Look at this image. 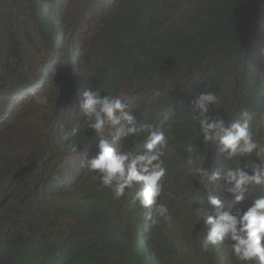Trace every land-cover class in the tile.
Listing matches in <instances>:
<instances>
[{
	"label": "clouds",
	"instance_id": "9594fccd",
	"mask_svg": "<svg viewBox=\"0 0 264 264\" xmlns=\"http://www.w3.org/2000/svg\"><path fill=\"white\" fill-rule=\"evenodd\" d=\"M99 21L97 25H100ZM253 24L249 20L245 29L247 44L244 46V53L250 51V54H252L258 50L264 52L262 48L256 46L257 38L264 39V33L260 30L256 32L257 27L255 25L252 27ZM159 36L160 34L157 35V37ZM182 48L188 50V43L183 42ZM221 49L218 46L210 51L209 58L204 60L203 65L200 66V70L193 76L189 84L188 76L168 78L165 75H160L157 80L158 84L155 86L153 92L147 94L140 92L132 94L130 91L137 84V82L133 81L128 84L132 90H127L128 93L125 94L126 80L120 81L115 85L118 87L120 84L118 87L120 91L117 95H109L114 94V90L101 92L97 89L98 85L94 89L95 82L93 78L96 77V69L94 76L88 78V72H81L78 69L77 61L75 65L78 70L77 72H80L82 77L84 79L87 78L86 80L90 82V89L81 92L80 89H84V85L75 78L73 72H70V78L73 79L77 86L74 94L79 96L78 109L83 116H78L76 118L78 121L73 122L68 127L63 126L64 124H60L56 120H50V122L46 123L48 143L45 141L44 133H42V138L39 127L36 128L32 136L27 137L25 135L21 141L6 144L14 133H25L23 124L25 118L13 112V116L8 122L0 127V143L4 145L0 146V175L8 173L16 174L19 172V168L27 169L35 165L30 162V158L37 157V153L40 150H43V159L41 165L35 166L38 168H33L21 180L15 182L0 181V200H2L0 202V219L6 210L15 208L18 200L23 199L17 209H14L3 218L5 225L0 227V244L4 243V236H7L9 240H16L23 236L30 237L28 231L40 227L45 231H50L48 238L52 239V241L68 238L69 235L65 225L70 220H73L76 222L70 223L68 231L70 232L71 229H74V233H79L84 237L87 236L88 240L94 245L90 249L93 251V255L100 258L103 262L106 264H127L128 261L133 260L136 264L137 257L130 256L132 245L127 239L130 237V231L134 232L136 228L130 219L132 216L140 215L141 221L139 223L142 227L140 234L143 237L149 233L148 229L153 224H156L160 218V222L165 221L167 227L170 229V235L169 233L167 235L162 227L155 226L157 231L151 233L152 237H150V240H155L157 249L159 248L161 252L159 254L163 257V260L165 259L166 264H198L197 259L191 256H187L186 260L178 252V249L172 245L175 239H184L187 233L188 249L196 251L193 239L197 235L196 245L200 246L202 252H208L206 258L216 257L210 250L215 248L223 249L227 242V247L231 249L233 257L238 261L225 258L229 264H264V169L261 168V163H264V160L260 159L261 156L264 157L263 131L261 126L254 130L257 122L253 119L252 115L248 116L247 112L242 117L235 118L230 125L226 124L224 118L234 100L235 84H232L231 81L236 76L235 70L224 72L222 71L221 64L213 62L212 58L218 57ZM108 51L112 50L108 49ZM249 57L239 56L241 68L237 69L239 73L238 87L246 96L248 95L247 92L254 91L256 95L255 100L259 101L258 95L264 89L262 85L257 86L259 84L257 81H255V86L249 85L250 74L248 68L251 66L253 70L257 69L264 77V65L262 62L253 61V57L250 59ZM261 60H264V57ZM121 61V57H112L104 65L123 71ZM231 64L234 68L236 67L235 56L232 58ZM213 65L217 67V70ZM67 66V71L69 72L70 65L68 64ZM186 69H188V65ZM51 70L50 61H46L40 69L38 77L45 79L47 72H52ZM215 70L216 74H214ZM38 72H35L33 75L36 76ZM205 72L215 75L216 79L204 75ZM219 72H223L224 74V80L221 83L217 81L219 79ZM254 73H257V71L254 70ZM67 76L68 74L65 77ZM50 79L51 77L48 80ZM177 79H180L181 83L186 82L188 84L187 97H183L177 91L176 87L180 84L177 83ZM199 81L202 83H199ZM30 82L31 80H28L17 95L23 94L22 96H24L29 94L33 87V84L27 86ZM35 83L42 84L41 86L43 87L46 85L42 80H36ZM261 83L264 84V81H261ZM54 84L56 85V82ZM189 94H192V99L186 103ZM63 97L64 92L60 88L58 99L56 101L54 99L51 100L57 112L59 110L56 109L58 100L60 101V108L66 106V108L69 107V110H71L75 105L74 102L71 103L72 100L68 103H63ZM34 99L40 105L48 103L47 97L39 94H34ZM128 99L135 102L138 108L144 109H141L139 112L128 109ZM183 99L185 100L182 101ZM162 101H165L166 104L158 112V106ZM250 108L256 111L259 110H257V106L250 105ZM211 109L215 110L214 115H210ZM182 115L184 117L180 122L188 119V126L180 129L169 128L167 126V122L178 124V118ZM260 116L264 117V112ZM13 119L14 121L8 125L9 121ZM145 120H150L151 122L145 123L143 122ZM162 121L163 129L159 131L158 127ZM122 122L127 123L128 127L122 129L120 127ZM85 123L92 130L93 136L90 139L88 138L89 136H80L81 128L83 126L85 128ZM58 124L63 127L62 130L66 132L72 141L74 138L77 139L74 151L78 150V154H84L82 158L73 155V161L78 162L80 167L78 168L74 164H70L68 170L69 172L73 169V176H78L75 177L76 180L74 182L76 183V188H78L77 185L83 187L81 192H83L85 199L80 198L81 202L79 204L83 205L86 211L81 213L73 210L68 211L66 207L62 206L63 201L65 200L68 203L71 196H69L70 188L63 190L64 183L66 182L63 179V172L65 164L67 165L66 158L68 155L66 147L61 146L55 138L56 125ZM156 124L157 127H155ZM74 126H78L79 128H73ZM106 126L109 128L107 132L104 130ZM75 130L77 132L74 134ZM109 131L111 139L108 136ZM186 134L188 136V141L186 142L189 144L196 142L197 152L192 149L191 145L188 146L187 151L191 154L190 156H195L194 158L188 156V166L191 167V170L186 177L175 174L176 177L171 179L172 181H177L174 191L176 190L183 194L181 189L182 184H189L194 178H197L201 184L214 185V188L209 189L207 195V202L212 206L211 210L213 211L209 212L208 209H202L208 207L194 205L198 204V202L194 203L193 201H188V208L182 205L177 206L176 209L178 211L182 210V214L187 215L188 213V220L184 230H178L174 221H168L169 218H167L169 214L168 206L171 204V201L163 199V203H160L159 198L163 194L166 178L163 157L168 148V137H174L179 141H183L186 138ZM63 135L64 133L61 137ZM128 138H144L143 146H141L143 151H118L115 145H126L129 143ZM201 138L206 146L211 144L220 148H217L213 155L218 158V164L223 161L231 163H223L219 168L205 167L206 161L204 159H202L203 163H201V150L204 147ZM121 139H124V141L120 143ZM64 140L66 139L64 138ZM19 152H21L22 156H20ZM88 154H91L92 157H85ZM36 169L37 171L34 173ZM49 174L51 176L45 178V175ZM93 174L100 178V183H97V178ZM28 176H30L29 179H27ZM221 183L223 191L227 192L229 196L234 197L237 204L245 201L246 194H249L250 205L246 209L229 208L225 210L226 201L213 194L216 189L221 188L219 187ZM101 185L104 188H101ZM256 188L260 189L262 194L254 197L253 192ZM105 190L113 194L116 199L124 197L125 206H128L130 200L136 202L137 205V210L130 211L129 213L127 212V207L118 208L120 214L123 215L121 221L125 225V233L119 231V228H114L117 237H114L111 232L113 220L111 219V222H109L107 220L108 217H105L102 213V211L108 213L102 206V197L105 194ZM195 191L196 189L191 194ZM54 193H56L55 197H51ZM129 196L132 198H129ZM40 197H45V201L55 199V202H59L61 206L56 208L52 204H47L44 207L32 209L34 207H31V204H35ZM97 204L98 208H94ZM77 207L79 208V206ZM145 209H154V211L147 210L151 212L152 223H149L151 220L149 216L148 223L146 222L143 225L147 218L144 214ZM24 210H26L25 217ZM195 210L202 214L204 222L203 231L202 224L193 218ZM33 212H37V214L47 219L38 224L32 223L35 222L31 220ZM44 213H47V216ZM96 214H99L97 218L95 217ZM164 217H166L165 220L163 219ZM48 220H52V222L48 223ZM26 222L29 224H26ZM90 227L107 229L108 233L102 239L94 238L93 235L89 234L88 228ZM135 235L137 236L136 233ZM170 236H173L172 241ZM144 243H146L145 240ZM179 243L180 246L184 245L183 240L182 242L179 241ZM134 250L137 251L139 258H142L138 247H134ZM215 251L220 250L215 249ZM112 257H116L117 260L112 259ZM153 259V255L149 250V253H144L142 263L153 264Z\"/></svg>",
	"mask_w": 264,
	"mask_h": 264
},
{
	"label": "trees",
	"instance_id": "16d2710c",
	"mask_svg": "<svg viewBox=\"0 0 264 264\" xmlns=\"http://www.w3.org/2000/svg\"><path fill=\"white\" fill-rule=\"evenodd\" d=\"M105 1L109 15L101 23V13L99 21L101 29L97 36V39L99 38L97 42L100 45L95 44L94 57H89L87 62L90 67L88 74L91 77L94 76L95 69H98L96 77L93 78L95 82L94 89L98 85L97 89L101 92L114 90V94L109 95H117L120 91L118 88L120 84L118 87L115 85L120 81L123 82L124 80L128 81L130 79L133 82H137L132 92L147 94L153 92L155 86L158 84L157 80L160 75H165L168 78L188 76L189 84L193 76L200 70V66L203 65L204 60L209 58L210 51L219 46L222 49L219 51L218 57L212 58L213 62L221 64L222 71L224 72L235 70L236 76L234 100L231 103L229 112L224 118L226 124L230 125L235 118L242 117L247 112L248 116L252 115L253 119L257 122L254 130L260 126L263 128L264 117L260 116V114L264 112V90L258 95L259 101L255 100L256 95L254 91L247 92L248 95L246 96L238 87L239 73L237 69L241 68L239 56L248 58L250 55L249 59L253 57V61L256 62H261V58L264 57V52L262 54L259 50L252 54H250V51L247 53L243 52L244 46L247 44L245 29L249 20L254 23L252 27L254 25L257 27L256 32L260 30L264 33V0H127L122 5H117L121 0ZM9 2L14 7L22 5V0H9ZM46 2H49V0H46ZM26 3L27 10L30 13L29 16L34 18L43 36L49 40L51 49H53L52 56H56L57 50L61 47L60 43H62V39L59 40L60 37L57 38V35L60 34V32L57 33V30L63 31V28L59 26L58 22L47 20L45 13L43 14L41 10H50L53 8L52 6L56 5L57 8L55 9L58 11L59 2L56 0L51 1L48 5L51 7L45 5V0H26ZM52 14L56 17L57 13L54 9H52ZM104 17L106 16L104 15ZM158 30L161 33L163 32V34L160 33L159 37L156 34ZM52 35L56 38H52ZM183 42L188 43V50L182 48ZM6 44L7 42L2 33L0 35V55L8 51L9 47L5 46ZM256 46L264 50V39L257 38ZM71 47L73 48L71 45L68 47L69 54H67V49L60 48V51L64 53L63 56L69 59L73 57L71 54L73 53V49ZM107 48L112 51H108ZM234 56L236 58L235 68L231 64ZM112 57L122 58L121 68H123V71L118 70V68L113 69L112 66L107 67L104 65ZM56 58V60L55 57L53 58V64L60 63V56L57 55ZM187 65L188 69H186ZM215 69L217 70V67ZM216 70L214 74H216ZM254 70L257 73H254ZM254 70L249 66V85L255 86V81H257L259 83L257 86L262 85L264 89V84L261 83V81H264V77L257 69ZM204 75L216 79L215 75H211L208 72H205ZM256 75L258 76L257 78ZM218 76L219 79L217 81L219 83L223 82V72H219ZM26 83L27 80H23L13 86L11 88L13 91H8L13 93L11 97L23 95H17V93L22 90L23 85ZM177 83H180L176 87L177 91L183 97H187L188 84L186 82L181 83L180 79H177ZM199 83L202 82L199 81ZM89 85L90 82L88 81L87 89H90ZM27 86H30V83ZM191 99L192 94H189L186 103L190 102ZM165 104L166 102L162 101L157 111H161ZM250 105L257 106V110H259L256 111L250 108ZM141 109L144 108L137 107V112ZM214 112L215 110L211 109L210 115H214ZM183 117L184 115L178 118V124L167 122V125L169 128L174 129L185 128L188 126V119L180 122L183 120ZM155 127H157V124ZM73 128L79 127L74 126ZM77 130L74 131V134ZM86 131H90L88 135L85 134ZM86 131H84L83 126L80 136H89L88 138L90 139L93 136L91 129H87ZM130 140V144L127 143L122 151H143L141 146H143L144 138H128V141ZM168 140V147L171 149L165 152V156H173L177 160L166 164L171 169L170 171L166 170L167 175H172L182 169H188L189 172L191 167L188 166V156L193 158L195 156H190L191 154L187 151V148L191 145L192 149L197 152L196 142L189 144L188 142L179 141L174 137H168ZM75 141H77L76 138L71 141L70 147L65 145L66 152H70L76 148ZM201 142L203 143L202 138ZM203 146L201 150V161L202 159L206 161L205 167L219 168L223 163H231L223 161L218 164V158L213 156L215 150L217 148L220 149L218 146L211 144L206 146L204 143ZM261 160H264L263 156H261ZM32 161H36V158L30 162ZM262 166L261 168L264 169V163H262ZM219 187L221 188L213 192L218 198L220 195L226 193L223 191L222 183ZM212 188H214V185L201 184L197 178H194L188 185L189 195L196 189L192 193L190 201L202 202L203 205L210 206L207 202V195L209 189L211 190ZM55 195L56 193L52 194L51 197H55ZM257 195L260 194H254V197ZM163 196L165 200L169 201L166 193H163ZM22 200V198L19 199L15 208H12L11 211L17 209ZM250 202L249 194H246V207L250 205ZM67 205L68 203L64 200L62 206L66 207ZM116 206L117 201L112 199L103 206L108 213L101 210L104 216L108 217L107 220L109 222H111V219L113 220V229L111 232L114 237H117L114 228H119V231L125 233V225L121 221L122 216L117 215L115 211ZM72 207V210L77 213L86 211L81 207ZM33 220L35 221L33 223L38 224L36 218H33ZM88 231L89 234L98 239H102L108 233L107 229H97L95 227L88 228ZM28 232L30 237L23 236L16 240H9L8 237H3L4 243L0 244V264H106L100 258L93 255V251L90 249L94 245L88 240V237L74 233V229L70 230L68 238L53 241L48 238L50 231H45L42 227L32 229ZM127 241L132 245L130 256L137 257L136 264H143L144 254L141 252L142 258H139L137 251H133V248L136 247V237L131 231ZM160 258L163 257L160 255ZM112 259L117 260L116 257H112ZM154 259L152 260L153 264H160L155 255ZM130 261L127 264H135L133 260Z\"/></svg>",
	"mask_w": 264,
	"mask_h": 264
},
{
	"label": "rangeland",
	"instance_id": "374dc122",
	"mask_svg": "<svg viewBox=\"0 0 264 264\" xmlns=\"http://www.w3.org/2000/svg\"><path fill=\"white\" fill-rule=\"evenodd\" d=\"M51 1L52 0L46 2L45 0V5H47L48 7ZM126 1L127 0H121L117 5H122L126 3ZM57 2H59L58 3L59 9L57 13L59 12L60 15L59 17L57 14L56 17L52 15V19L56 20V22L59 23V26L63 28V31H66L64 33L66 34L65 36H67V38L70 40L71 46H73L72 43H75L76 55L81 59H84L86 56H88V58L94 57L93 52L95 50L96 34L99 30V27H101V25H97V22L101 17V13H102L101 23L104 19H107L109 15L108 9L106 8V1L105 0H62L60 2V0H58ZM183 5H187V4H183ZM45 10L46 9H42L41 12L44 14ZM49 11L52 12V9H50ZM29 14L30 13L27 10L26 0H22V5H17L16 7H14L9 2V0H0V35L2 33L4 34L5 41L7 42L5 46L9 47L7 52H3L2 55H0V127L4 126L8 122V120L13 116V112H14L18 114L20 117L25 118L23 124L26 129L27 137L32 136L33 133L35 132L34 128H39L40 126L41 129L40 133L42 135V138H43L42 133H44L45 141L46 143H48L46 123L50 122V120H56V121H61L64 124L63 126L68 127V125L72 124L73 122H76L75 119L79 115L69 110V107L60 108L58 112L55 111L54 109V104L51 100L54 99L56 101L59 97V89L61 88V83L59 81L64 78V76H62L63 72L68 70V66H67L68 61L67 59H65V57H63V59L60 58L59 60L61 61V63L53 64L52 62L53 50L51 49V46L49 47V40L45 36H43L34 18L30 17ZM46 15H48L49 18V13H47ZM104 15L106 17H104ZM160 32L161 31L158 30L156 34L158 35L160 34ZM53 37L55 36L52 35V38ZM46 61H50V64H53V68L51 70L52 72L48 71L46 78L41 79L40 77H38V75L40 74V69L42 68L43 64ZM77 61L78 60H75V58L73 59V57H70L69 64L70 66L72 65L73 67L72 70L74 72L76 79L80 81L84 85L85 90H87L88 81H86V79L82 77L80 72H77L78 70L75 67L76 64L75 62ZM37 71L39 72L36 74V76H34L33 74ZM96 73H98V69H96ZM55 76L57 78H60V80L56 82V85L54 84L52 79ZM49 77H51V79L48 81ZM235 79L236 77H234L233 80L231 81L232 84H235ZM23 80H27V81L31 80L30 85L32 83H35L36 80L37 81L42 80L44 84H46V86L42 87L39 91L37 90V86L36 85L34 86L33 84V88L30 90L29 94L24 96L21 95V96L11 97L13 93L12 92L10 93L8 91H13L11 90V88L19 84ZM132 81L133 80H128V81L126 80L125 94L128 93L127 90L128 91L132 90L131 87L128 86V84H130V82ZM68 82H69V77L67 76V78L65 79V83ZM80 91L82 92L84 91V89H80ZM136 93L137 92H132V94H136ZM34 94H39L47 97L48 103L46 105L37 104L34 99ZM72 102L73 100L71 101V103ZM128 105H129L128 109L137 111V106L135 102H132L131 100L128 99ZM13 121L14 119L9 121L8 125H10ZM58 127L59 124L56 125L57 129H59ZM85 127H86V123H85ZM120 127L124 129L127 128L128 125L127 123L125 124V122H122V125ZM87 129L89 128L87 127ZM108 129L109 128L106 126L104 129L105 132H107ZM62 134L63 133L59 134L57 130L55 134V138L60 145L64 146L65 142L62 141H66V140H64V138L61 137ZM108 136L111 139L110 131ZM263 137H264V125H263ZM121 141L122 139L119 142L121 143ZM129 142H131V140ZM6 144H10V143H6ZM0 146H4V145L0 143ZM115 147L117 148L118 151H122L125 145L124 146L115 145ZM168 149L171 148L168 147L167 150ZM42 151L43 150H40L37 153L38 154L37 157L30 158V160L36 158V161H32L31 163L35 165H39L42 163V159H43ZM74 153L75 151L71 152L72 157ZM19 154L20 156H22L21 152H19ZM90 156L91 154H88L85 157L90 158ZM169 163L171 162H168V164ZM74 165L77 167L79 163L76 162ZM68 170L69 167L64 168L63 177L68 176V178L75 180L76 176H73L74 170L72 169L70 174H67ZM184 174L185 173L183 172L179 175H183L184 177L188 176V173L186 175ZM14 175H15L14 173L3 174L0 177V181L15 182ZM50 176L51 174L45 175V178ZM164 183H165L164 184V191H165V189L168 190L170 186L171 187L176 186L177 181L174 182L169 178V176H166ZM5 184H9V183H5ZM74 187L76 188V183H74ZM185 187L186 184H182V188ZM176 195L178 196L179 193H177ZM187 196H188V192L183 194V197H187ZM232 203H233L232 207L230 208L244 209L242 208L244 207V205L241 204L244 202L237 204L236 202L233 201ZM171 204H173V202H171ZM244 204L246 205V203ZM175 205L179 206L180 203L175 202ZM25 211L26 210H24V217L26 213ZM10 213H11V209L6 210V212L2 214L3 217L0 219V227H3L5 225V221L3 220V218L9 215ZM33 218H36L37 223L42 222L44 219H47L46 217L37 214V212L32 213L31 220H33Z\"/></svg>",
	"mask_w": 264,
	"mask_h": 264
},
{
	"label": "bare ground",
	"instance_id": "6f19581e",
	"mask_svg": "<svg viewBox=\"0 0 264 264\" xmlns=\"http://www.w3.org/2000/svg\"><path fill=\"white\" fill-rule=\"evenodd\" d=\"M58 1V0H57ZM54 4V3H53ZM41 6H43V5H41ZM72 48V47H71ZM262 54H263V52H262ZM73 55V54H72ZM57 56V55H56ZM55 57V56H54ZM54 57H52V58H54ZM261 62H262V60H261ZM263 63H264V61H263ZM70 72H73V70L72 69H70ZM73 74H74V72H73ZM62 76H64V78L63 79H61L59 82L61 83V88H63V87H67V85L65 84V79L67 78V77H65L66 76V71H64L63 72V74H62ZM75 76V75H74ZM76 78V77H75ZM82 78V77H81ZM264 79V78H263ZM59 86V85H58ZM69 88V87H68ZM238 91H239V89H237ZM262 94V93H261ZM74 93H71V94H69V95H66V96H64L63 98L64 99H67V98H73L74 97ZM245 96V95H244ZM247 101V100H246ZM241 103V102H240ZM242 109V108H241ZM256 114V113H255ZM264 125V124H263ZM123 127V126H122ZM262 131H263V128H262ZM61 140V139H60ZM74 143V142H73ZM66 145V144H65ZM64 145V146H65ZM61 146H63V145H61ZM66 146H71V144H69V145H66ZM74 151V149H72L70 152H66L67 153V155H68V158H66L67 159V165L65 164V166H64V168H68L69 166H70V164H75L76 162L75 161H73V157H72V155H71V152H73ZM84 151H88V150H84ZM261 166H262V163H261ZM77 167L79 168L80 166L79 165H77ZM23 170H26V174H23L22 173V171ZM30 171L29 170H27V169H22V168H20V170H19V172H18V174L16 173L15 175H14V180L15 181H19V180H21L22 178H24V176L25 175H27L28 173H29ZM185 173L184 175H186L187 173H189L188 172V169H182V170H178V171H176L174 174H177V175H179V174H181V173ZM17 175H19V177L17 176ZM70 176V175H69ZM93 176L95 177V178H97V183H100V178L99 177H97L96 175H94L93 174ZM76 177H78L77 175H76ZM173 177V175H169V178L171 179ZM63 179H65L66 180V182L64 183V186H63V190H68L69 188H70V185H72V187L73 188H75L74 187V182H75V180H76V178H75V180H72L71 178H68V176H65V177H63ZM175 182V181H174ZM189 184H190V182H189ZM189 184H186V187L185 188H181L182 189V191H183V194L184 193H186V192H188V185ZM80 185V184H79ZM82 186V185H81ZM101 188H104L102 185H101ZM76 189V188H75ZM174 186H172V187H170L167 191H163V193H166L167 195H168V197H169V200L171 201V202H173V204H169V206H168V209H169V214H168V216H167V218H170V220H174V224H175V226H176V228L178 229V230H180V229H183L184 230V228H185V226H186V222H187V220H188V213H187V215H184V214H182V213H180L177 209H176V207H177V205H175V202H179L180 203V205H182L183 207H185V208H188V201H190V198H191V196H192V194H190L189 195V193H188V196L187 197H183V194L182 193H179L178 191H174ZM104 196L102 197V206H104V205H106L107 204V202L108 201H110V200H112V199H115L116 201H117V206H116V213H117V215H119V216H122L123 217V215L122 214H120V212H119V209L118 208H120V207H127V212L129 213L130 211H135V210H137V205H136V202H134L133 200H130L129 202H128V206H125L126 204H125V198L124 197H122V198H120V199H116L115 197H114V195L113 194H111V193H109L108 191H104ZM177 193H179V195L177 196L176 194ZM253 194H262L261 193V191H260V189H258V188H256V190H254V192H253ZM226 197H229V198H226ZM129 198H132L131 196H129ZM219 198H221L222 200H225L226 201V205H225V210H228L230 207H232V202L234 201L235 202V200H234V197H232V196H229L228 194H227V192L226 193H224V194H222V195H220V197ZM226 198V199H225ZM81 199H85V197H84V195H83V192L81 193ZM163 199H164V196H163V194H162V196L159 198V202L160 203H162V201H163ZM99 202V201H98ZM194 203L196 202V201H193ZM244 203H246V199H245V201H243ZM244 203H241L242 205H244V207H242V208H244V209H246L247 207H246V205L244 204ZM240 204V203H239ZM99 205H100V203H99ZM194 205H202V206H205V205H203V203L202 202H198V204H194ZM77 206H79V207H81V208H83L84 209V207H83V205H81V204H79V203H77ZM208 208H202V209H208L209 210V212H211V211H213V210H211V206H207ZM101 208V207H100ZM202 209H196V210H202ZM233 209V208H232ZM195 210V214H194V219L195 220H198L201 224H202V231L204 230V222H203V218H202V214H200V213H198L197 211ZM154 211V210H153ZM152 211V212H153ZM150 213L151 212H148L146 209H145V211H144V214H145V217L147 216V218L145 219V222H144V224L143 225H145L146 224V222H147V220H148V217H149V219H151L150 220V222L149 223H152V217H151V215H150ZM143 219V218H142ZM130 221L131 222H133L134 223V225L136 226V228H135V231L134 232H131L135 237H136V247H138V249H139V251L140 252H142L143 254L144 253H149V250L151 251V254L153 255V258H154V255L156 256V258H157V260H158V262L160 263V264H164L163 263V258H160V254L158 253V249H157V245H156V243H155V240H150V238H146V237H143L142 236V234H140V232H141V229H142V227H141V224L139 223L140 221H141V216L140 215H138V216H132V218L130 219ZM144 221V220H143ZM68 222V221H67ZM75 221H73V220H70L66 225H65V228H66V231L68 232V234L70 233L69 231H68V228H69V225H70V223H74ZM148 223V222H147ZM158 227V226H160V227H162L164 230H165V232H166V234L168 235V233H169V235H170V229L167 227V225H166V223H165V221H161L160 222V220H158L157 221V223L156 224H153V226L152 227H150L149 229H148V231H149V233H154V232H156L157 231V228L156 227ZM145 231V230H144ZM135 233L137 234V236L135 235ZM197 234V233H196ZM137 237H138V239H137ZM171 237V241H172V238H173V236H170ZM144 240H146V242H150V243H144ZM182 240H183V242H184V245H182V246H180V243H176V242H173L172 243V245L176 248V249H178V252L182 255V256H184L185 257V259L187 260V256H191L192 258H195V259H197V263L198 264H229L228 263V260L227 259H225V258H229V259H233L234 261H236V262H238L234 257H233V255L232 254H227V252H224V250H221L220 248H215V249H219L220 251H215V249H212V250H210V252L213 254V255H215L216 257H208V258H206V256L208 255V252H202L201 250H200V246H198V245H196V242H197V235L195 236V238L193 239V241H194V247H195V250L196 251H191L190 249H188V233L187 234H185V238L184 239H181L180 240V242H182ZM151 244V245H150ZM225 244H227V242L225 243ZM147 245V246H146ZM147 247V248H146ZM224 249V248H223ZM230 249V248H229ZM198 252V253H197ZM153 260H155V259H153ZM156 260V261H157Z\"/></svg>",
	"mask_w": 264,
	"mask_h": 264
},
{
	"label": "water",
	"instance_id": "95a60500",
	"mask_svg": "<svg viewBox=\"0 0 264 264\" xmlns=\"http://www.w3.org/2000/svg\"><path fill=\"white\" fill-rule=\"evenodd\" d=\"M54 0H52V2H53ZM62 0H60V2H61ZM48 7H51V6H48ZM53 8L52 9H54V11L57 13V10L55 9V8H57V6L55 5V6H52ZM39 10H41V8H39ZM47 11V12H46ZM45 17L47 18V20H50L51 22L52 21H56V20H54V19H52V12L51 11H49L48 9H46L45 11ZM47 13H49V18H48V15H46ZM57 15H58V17H59V12L57 13ZM100 19V18H99ZM59 24V23H58ZM100 27H99V30H98V32L100 31ZM64 30H66V29H64ZM58 32L57 33H59L60 32V34L59 35H57V38H59V40L60 39H62V43H60V46L61 47H59V50H57V52H56V54L57 55H59L60 56V58H62L63 59V57H65V56H63V52H61L60 51V48H62V49H67V54H69L68 52V47H69V45H71V42H70V40L67 38V36H65L66 34L64 33V32H66V31H61V30H57ZM98 32H97V34H96V42H95V44H99L98 42H97V40H99V38L97 39V36H98ZM62 33V34H61ZM63 33H64V36H62L63 35ZM53 38H56V37H53ZM54 40V39H53ZM54 42H56L55 40H54ZM64 43V44H63ZM72 45H73V50H72V52L74 53H71V54H73V57L75 58V60H78V64H77V67H78V69L81 71V72H88V71H90V67H89V64L87 63L88 62V56H86L84 59H81V58H79L77 55H76V52H75V43H72ZM100 45V44H99ZM51 45H50V43H49V47H50ZM53 50V49H52ZM76 57H75V56ZM57 58H56V56H55V60H56ZM65 59H67V65L69 64V59H68V57H65ZM72 60V59H71ZM60 63H61V61H60ZM57 64H59V62L57 63ZM70 65V64H69ZM76 65V64H75ZM51 67L53 68V65L51 64ZM73 67H72V65L71 66H69V72L68 71H66V75L68 74V77H69V80H70V82L68 83V84H66L67 85V87H63V88H61V91H63L64 92V96H66V95H69V94H71V93H74V91L77 89V86H76V84H75V82L73 81V79L72 78H70V69H72ZM86 77V76H85ZM91 76L90 75H88V78H90ZM87 79V78H86ZM58 80H60V78H57L56 76L53 78V82L55 83V82H57ZM49 81V80H48ZM87 81V80H86ZM37 86V90H39L40 91V89L43 87V86H41L42 84H37V83H35L34 84V86ZM46 86V85H45ZM69 87V88H68ZM33 88V87H32ZM84 90H85V88H84ZM71 100H73V102H74V106L71 108V111L72 112H74V113H76L77 115H79L80 117H82L83 116V114L79 111V109H78V106H79V96L78 95H75V97L74 98H67V99H63L62 100V102L63 103H68V102H70ZM59 104H60V101L58 100L57 101V106H56V109L58 110V109H60V106H59ZM65 105V104H64ZM64 108H66V106L64 107ZM75 121H78V120H76L75 119ZM60 122V124H63L61 121H59ZM143 122H145V123H149V122H151L150 120H145V121H143ZM40 127V126H39ZM87 127L88 126H86L85 128H84V131H86L87 130ZM59 129H57V130H59V134L60 133H64V135H63V137L66 139V142H65V144L66 145H68V144H70L71 143V138H69V136L66 134V132L65 131H63L62 129H63V127L62 126H59L58 127ZM163 129V121L159 124V127H158V130L159 131H161ZM36 130V128H34V131ZM18 131V130H17ZM24 132L25 133H23V134H17V133H14V135L12 136V137H10L9 139H8V141L6 142V143H14L15 141H21L23 138H24V136L26 135V129H25V127H24ZM89 132L90 131H86L85 132V134L86 135H88L89 134ZM56 134V133H55ZM122 141H124V139H122ZM183 141L184 142H186V141H188V136H187V134H186V138H184L183 139ZM76 153V154H75ZM75 153L73 154L75 157H76V155H77V157H79V158H82V157H84V154H78V150L77 151H75ZM163 159H164V161H165V168H166V170L167 171H170L171 169L169 168V167H167V163L168 162H173L174 160H177L175 157H173V156H164L163 157ZM42 164V163H41ZM40 164V165H41ZM35 166L36 165H32L31 167H29V168H27V170H29V171H31L33 168H35ZM26 169V168H25ZM37 171V169L34 171V173ZM70 172L71 171H69L68 172V174H70ZM22 173L23 174H26V170H23L22 171ZM18 174V173H17ZM28 175V174H27ZM33 175V174H32ZM173 175V177L171 178V179H173L174 177H176V175L175 174H172ZM18 177H19V175H17ZM26 176V175H25ZM24 176V177H25ZM31 176V175H30ZM30 176H28L27 177V179H29V177ZM166 176H168L167 175V173H166ZM165 184V183H164ZM77 187L78 188H73L72 187V185H71V187H70V190H69V196H71V198L68 200L69 202H68V205L66 206V208H67V210L68 211H71L72 210V206H76V204L77 203H80L81 202V190H82V188L83 187H80V186H78L77 185ZM80 187V188H79ZM22 194H24V193H22ZM21 194V195H22ZM19 198H20V196H19ZM45 198V197H44ZM44 198H39L37 201H36V203L35 204H31V207H34V208H32V209H38V208H40V207H44V205H47V204H52V205H54V207L56 206V208H58V207H60L61 206V204L59 203V202H55V199H51V200H49V201H45L44 200ZM0 202H2V200H0ZM162 203H163V201H162ZM166 205V204H165ZM94 208H98V204L97 205H95V207ZM29 210H31V209H29ZM87 210H91V209H87ZM146 210H148V211H153L154 209H146ZM180 213L182 212V210L181 211H179ZM44 215L45 216H47V213H44ZM99 216V214H96L95 215V217L97 218ZM165 218L166 217H164L163 219L165 220ZM160 220H161V218H160ZM168 221H171L170 220V218L168 219ZM172 221H174L173 219H172ZM52 222V220H48V223H51ZM26 224H29L28 222H26ZM172 224H173V222H172ZM145 237L148 239V238H150V237H152V234L151 233H147V235H145ZM179 241H180V239H175V242H177V243H179ZM145 242H146V240H145ZM146 243H150V242H146ZM151 245V244H150ZM221 250H224V252H227V254H232V252H231V249H229V247H227V244H225L224 245V249H221ZM163 263L164 264H166V261H165V259H164V261H163Z\"/></svg>",
	"mask_w": 264,
	"mask_h": 264
}]
</instances>
